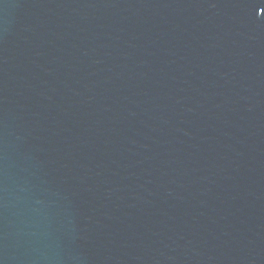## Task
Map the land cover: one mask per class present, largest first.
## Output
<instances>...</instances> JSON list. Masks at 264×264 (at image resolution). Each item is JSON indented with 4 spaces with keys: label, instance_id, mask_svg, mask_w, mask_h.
<instances>
[{
    "label": "water",
    "instance_id": "95a60500",
    "mask_svg": "<svg viewBox=\"0 0 264 264\" xmlns=\"http://www.w3.org/2000/svg\"><path fill=\"white\" fill-rule=\"evenodd\" d=\"M0 264H264V0H0Z\"/></svg>",
    "mask_w": 264,
    "mask_h": 264
}]
</instances>
